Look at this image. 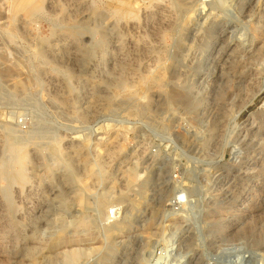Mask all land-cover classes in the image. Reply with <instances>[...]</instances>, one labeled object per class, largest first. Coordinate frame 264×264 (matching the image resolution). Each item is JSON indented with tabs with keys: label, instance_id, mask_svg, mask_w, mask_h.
<instances>
[{
	"label": "rangeland",
	"instance_id": "1",
	"mask_svg": "<svg viewBox=\"0 0 264 264\" xmlns=\"http://www.w3.org/2000/svg\"><path fill=\"white\" fill-rule=\"evenodd\" d=\"M9 144L0 264H264V0H0Z\"/></svg>",
	"mask_w": 264,
	"mask_h": 264
},
{
	"label": "bare ground",
	"instance_id": "2",
	"mask_svg": "<svg viewBox=\"0 0 264 264\" xmlns=\"http://www.w3.org/2000/svg\"><path fill=\"white\" fill-rule=\"evenodd\" d=\"M156 11H160L161 12V22L162 23H166V24H169V19H167V17L171 14L170 12V9L167 8V6H163L161 4H158L156 6ZM130 14V12H129ZM149 14V12L147 13L146 12V15ZM124 15H128V13H124ZM133 20V19H132ZM135 22H133L130 26L133 27V29L135 30H138L141 34H146L148 31L145 30V28H143L141 26V22L140 21H136L134 19ZM159 23V21H158ZM154 24V23H153ZM153 24H152V27H153ZM157 24V23H155ZM159 25V24H158ZM156 25V26H158ZM150 27V26H149ZM123 28H126V25L124 24L123 25ZM156 28V27H155ZM154 28V29H155ZM153 29V30H154ZM134 30V31H135ZM157 30V28L155 29ZM159 30V29H158ZM158 33V32H157ZM156 33V34H157ZM160 36H155V43L153 45H150L148 44V40L144 43H142V45L138 46L139 49H141L142 51H145V52H148L149 54L151 55H155L156 53H162V50H163V46H162V43L160 41ZM153 38V39H154ZM132 40V39H131ZM136 40V39H135ZM144 40V39H143ZM135 43V42H134ZM133 43V44H134ZM150 43V42H149ZM164 44V43H163ZM136 45V44H135ZM133 46V45H132ZM135 48V47H134ZM137 48V47H136ZM137 51V50H136ZM140 51V50H139ZM123 53V52H122ZM121 70H122V66H121ZM123 71V70H122ZM6 144V143H4ZM7 146V145H6ZM4 148V147H3ZM5 150V149H4ZM4 152V151H3ZM24 161H25V157L22 156L21 152L15 147V146H12V145H8L7 146V151L4 152V155H2L1 159H0V177L5 179V181L7 180L10 184L14 183L17 179L21 181V183H23V181H25L26 178V175H25V170L23 169V165H24ZM18 168L16 169L18 171V173L16 174V176H14L11 172V170H14V168ZM15 170V172H16ZM25 171V172H24ZM14 172V173H15ZM25 183V182H24ZM30 184V183H29ZM13 186V185H12ZM4 188V187H3ZM2 188V190H3ZM8 187H6L7 189ZM1 190V191H2ZM5 190V188H4ZM4 193V192H3ZM2 193V194H3ZM1 194V195H2ZM23 194V193H22ZM4 200H10L12 199V194L10 193V191H6L4 193ZM3 199V197H2ZM9 210V209H8ZM20 218V217H19ZM7 221V219H6ZM3 223V222H2ZM249 228V227H248ZM17 230V229H16ZM2 232V231H1ZM4 236V235H3ZM5 237V236H4ZM6 249V248H5Z\"/></svg>",
	"mask_w": 264,
	"mask_h": 264
},
{
	"label": "built area",
	"instance_id": "3",
	"mask_svg": "<svg viewBox=\"0 0 264 264\" xmlns=\"http://www.w3.org/2000/svg\"><path fill=\"white\" fill-rule=\"evenodd\" d=\"M111 215H112V213H111Z\"/></svg>",
	"mask_w": 264,
	"mask_h": 264
}]
</instances>
